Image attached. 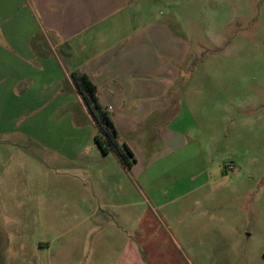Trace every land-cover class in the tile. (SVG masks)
<instances>
[{
	"label": "crops",
	"instance_id": "0c3cea01",
	"mask_svg": "<svg viewBox=\"0 0 264 264\" xmlns=\"http://www.w3.org/2000/svg\"><path fill=\"white\" fill-rule=\"evenodd\" d=\"M151 1L0 0V264H198L230 234L233 102L185 100L192 40ZM74 71L132 167L97 145Z\"/></svg>",
	"mask_w": 264,
	"mask_h": 264
},
{
	"label": "rangeland",
	"instance_id": "374dc122",
	"mask_svg": "<svg viewBox=\"0 0 264 264\" xmlns=\"http://www.w3.org/2000/svg\"><path fill=\"white\" fill-rule=\"evenodd\" d=\"M151 3L154 17H171L174 29L192 40L191 87L185 100L233 102L232 118L217 125L232 136L230 145H219V155L237 160L238 171L224 174L232 177L231 184L239 191L231 194L227 189L233 197L225 225L230 234L226 239L217 235L209 249L190 254L198 264H264V0ZM197 46L201 52L196 55ZM236 173L240 175L235 177ZM140 207L127 208L133 215L128 231L139 222ZM172 217L176 228L175 210Z\"/></svg>",
	"mask_w": 264,
	"mask_h": 264
},
{
	"label": "trees",
	"instance_id": "16d2710c",
	"mask_svg": "<svg viewBox=\"0 0 264 264\" xmlns=\"http://www.w3.org/2000/svg\"><path fill=\"white\" fill-rule=\"evenodd\" d=\"M72 76L97 124L98 133L95 136L97 145L104 153L115 152L127 168L132 167L136 162L135 155L131 148L120 140L108 110L98 99L96 85L83 72L74 71Z\"/></svg>",
	"mask_w": 264,
	"mask_h": 264
},
{
	"label": "built area",
	"instance_id": "2783aa9c",
	"mask_svg": "<svg viewBox=\"0 0 264 264\" xmlns=\"http://www.w3.org/2000/svg\"><path fill=\"white\" fill-rule=\"evenodd\" d=\"M234 168H235V167H234L232 164H229V165H228V169H229V170H233Z\"/></svg>",
	"mask_w": 264,
	"mask_h": 264
}]
</instances>
